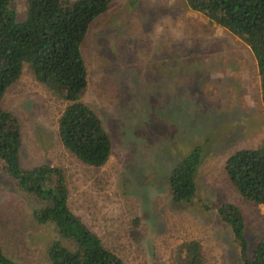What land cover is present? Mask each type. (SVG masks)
<instances>
[{
	"label": "rangeland",
	"instance_id": "1",
	"mask_svg": "<svg viewBox=\"0 0 264 264\" xmlns=\"http://www.w3.org/2000/svg\"><path fill=\"white\" fill-rule=\"evenodd\" d=\"M11 6L22 19L26 0ZM81 52L88 74L82 100L111 137L109 160L87 166L62 145L64 102L24 65L1 101L21 126V165L60 168L69 208L124 264H183L192 241L201 264H241L217 207L230 202L241 210L252 247L264 235V205L245 201L225 171L230 155L264 144L249 47L185 0H113L90 25ZM195 146L203 149L196 197L175 203L168 176ZM39 205L0 161V247L22 264H50L48 246L59 238L33 218Z\"/></svg>",
	"mask_w": 264,
	"mask_h": 264
},
{
	"label": "trees",
	"instance_id": "2",
	"mask_svg": "<svg viewBox=\"0 0 264 264\" xmlns=\"http://www.w3.org/2000/svg\"><path fill=\"white\" fill-rule=\"evenodd\" d=\"M14 0H0V161L10 178L43 203L32 211L35 221L52 226L59 235L47 250L50 264H124L68 205L64 172L50 164L30 169L21 165V126L4 109L7 89L27 65L34 79L64 102L57 121L62 145L80 162L95 168L107 163L112 141L99 115L82 100L88 74L81 44L92 22L113 0H26L25 15L17 18ZM188 8L226 28L250 49L256 62L264 104V0H185ZM203 149L195 146L170 171L171 200L189 203L197 193L196 173ZM229 181L245 200L264 205V144L230 155L225 163ZM238 247L241 264H264V235L251 246L245 219L233 203L217 207ZM64 240L66 244L63 243ZM183 264H201L196 241L185 245ZM0 264H22L0 247Z\"/></svg>",
	"mask_w": 264,
	"mask_h": 264
}]
</instances>
